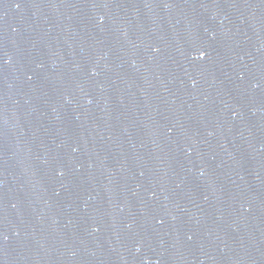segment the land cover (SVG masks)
<instances>
[{
    "label": "water",
    "instance_id": "water-1",
    "mask_svg": "<svg viewBox=\"0 0 264 264\" xmlns=\"http://www.w3.org/2000/svg\"><path fill=\"white\" fill-rule=\"evenodd\" d=\"M0 264H264V0H0Z\"/></svg>",
    "mask_w": 264,
    "mask_h": 264
}]
</instances>
